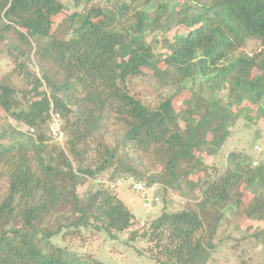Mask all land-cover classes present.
Listing matches in <instances>:
<instances>
[{
    "label": "trees",
    "instance_id": "16d2710c",
    "mask_svg": "<svg viewBox=\"0 0 264 264\" xmlns=\"http://www.w3.org/2000/svg\"><path fill=\"white\" fill-rule=\"evenodd\" d=\"M90 1L69 11L61 0H0V44L28 100L25 108L15 87L0 84V110L34 129L0 126V264H104L77 244L127 232L129 242L148 241L154 264H213L231 210L261 226L252 236L264 246V161L222 152L250 113L243 104L264 115V0ZM250 41L261 50L235 55ZM146 78L155 85L138 89ZM158 88L150 104L143 93ZM52 107L64 148L48 134ZM203 153L214 161L203 165ZM103 177L160 184L162 211L148 231L139 233L117 190L96 183L79 196L85 179ZM169 190L196 201L169 211Z\"/></svg>",
    "mask_w": 264,
    "mask_h": 264
},
{
    "label": "rangeland",
    "instance_id": "374dc122",
    "mask_svg": "<svg viewBox=\"0 0 264 264\" xmlns=\"http://www.w3.org/2000/svg\"><path fill=\"white\" fill-rule=\"evenodd\" d=\"M61 1L66 6L67 10L74 11L77 9L76 0ZM104 2L105 0H91L88 6L103 4ZM67 15L68 13L62 14L56 20L57 25L61 24L62 29H67L65 23H62ZM173 34L174 31H170V36ZM260 50L261 45L259 42L250 41L246 47L240 49L235 55H253ZM17 64L18 63L14 62L6 52L5 44H0V84H7L15 87L18 90V99L23 103L24 107L27 108L28 100L24 96L26 86L16 71ZM38 71L37 67L33 68V72L38 74ZM253 75H255V73H253ZM144 81L145 82L141 80L135 81L138 89L142 88L143 85H150V82L151 85H155V81H151L147 78L144 79ZM44 89L47 90L46 88ZM172 92L173 91L170 89L168 95H171ZM159 93L162 94L160 88H158L156 92L147 89L143 94H145L150 104H158L160 101V97H158ZM223 94L224 93H222V95ZM188 96L189 92L183 93L177 97L175 99L177 107L179 105L181 107V102L188 98ZM243 105L250 108V113H245L243 110L244 107L242 108V106L234 107V111L238 110V112H241L242 109L244 114L237 119L234 127L231 129L230 137L223 147L222 152L227 156L231 153H241L249 157L253 162L257 161V163L260 164L261 161H264V115L259 116L257 110L258 106L256 105H251L249 102ZM261 106L264 108V101L261 103ZM247 116L250 117V120L247 119ZM7 122H10L12 126L22 131L28 130L27 126L17 123L13 118L0 110V126ZM110 138L111 141H113V137ZM51 144L60 145V143L54 140L51 141ZM65 146L64 143L61 147L64 148ZM223 153L222 158L218 157L216 161H220L225 165L226 155ZM202 156L203 165L211 164L214 161V157L211 155L203 153ZM200 177L201 173H194L192 180H196ZM98 180L113 181L105 177L97 179L87 178L77 189L79 196L82 199H86L91 192L100 186L96 185ZM142 182H145L148 186H156V190L149 195L152 202H150L148 208H145L143 205V196H141V194L132 191L128 187L116 189V192L119 193L120 197L138 220L139 226H137V228L139 233L148 231L152 220L160 215L162 211V197L164 195V193L160 194L159 197L156 195L157 192L161 190L160 184L149 185L146 181ZM247 197L246 195L245 198ZM166 198L169 211L181 210L187 202L196 201L192 197L186 196L185 192H173L171 190L166 194ZM226 215L228 219L222 224L218 231V249L215 253L213 264H264V246L259 240L252 236L259 231L261 226L243 219L242 215L235 210L227 212ZM129 234V232L123 234L116 241L105 238L102 233L93 236L90 235L85 242L81 241L77 244L80 248L78 252L83 257L90 256L104 264H154L151 260L152 255L149 251L151 245L148 241L138 238L136 242H129ZM243 236L248 237L242 239ZM261 238L263 237L261 236Z\"/></svg>",
    "mask_w": 264,
    "mask_h": 264
},
{
    "label": "built area",
    "instance_id": "2783aa9c",
    "mask_svg": "<svg viewBox=\"0 0 264 264\" xmlns=\"http://www.w3.org/2000/svg\"><path fill=\"white\" fill-rule=\"evenodd\" d=\"M63 118L59 112H56L53 107L50 111V121L48 123V134L52 138V140L60 143L63 146L65 141V132L63 130ZM32 133L34 132L33 128H28ZM257 161L253 162V165L256 166ZM99 184H104L111 188L112 190H116L120 187H128L132 191L141 194L143 196V205L145 208L149 206L152 199L149 198V195L156 190V186H148L145 182L136 180L133 177H121L114 179L113 181H97Z\"/></svg>",
    "mask_w": 264,
    "mask_h": 264
}]
</instances>
